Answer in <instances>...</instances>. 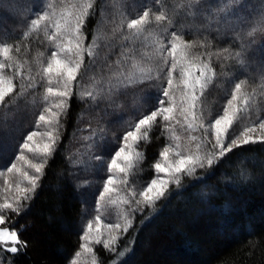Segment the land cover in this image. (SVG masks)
<instances>
[{
    "label": "snow or ice",
    "instance_id": "1",
    "mask_svg": "<svg viewBox=\"0 0 264 264\" xmlns=\"http://www.w3.org/2000/svg\"><path fill=\"white\" fill-rule=\"evenodd\" d=\"M155 5L158 10L149 4L142 14L129 18L127 8L135 6L128 0H104L89 39L84 29L88 18L97 15V0H57L55 4L45 0L43 10L32 13L21 37L27 41L33 34L39 38L42 33L51 49L46 59L44 52L33 58L35 70L27 58L21 61L14 54L22 47L27 49L28 44L9 43L6 30L0 31L3 128L7 127L10 107L24 100L29 91L44 89L35 129L18 144L12 163L0 167V250L17 254L27 246L18 230L7 226L8 213L19 215L35 195L61 141V119L66 118L73 96L88 107H98L102 101L115 106L122 95L136 98L149 89L157 93L156 107L127 125L110 159L93 157L98 169L106 163V178L96 200V214L82 225L81 243L70 264H79L83 255H90V264H102L95 251L100 245L114 254L110 264H118L129 250L127 246L118 250L119 241L133 227L136 212L145 208L155 211L157 203L171 195L173 185L182 187L185 176L199 179L198 169H212L235 150L264 143V115L257 103V88L249 91V76L234 83L230 98L219 105V111L204 103L219 77H235V70L225 62L234 61L239 70L249 71L245 51L255 42L242 43L235 52L227 47L213 50L208 33H232L239 40L264 34V3L251 15L236 11L241 0L218 4L208 0H155ZM177 17L187 22L172 30ZM241 24L247 25L246 31L238 30ZM185 34L193 39L186 40ZM213 58L220 62L219 73ZM144 85L147 87H141ZM258 87L264 89V66ZM25 102L33 108L36 105L35 100ZM84 115L82 112L80 118ZM177 125L186 135L177 133ZM157 126L167 143L151 165L154 176L137 187L132 177L145 158L140 145L150 142ZM87 129L91 134L83 139L91 142L88 148L105 139L104 128L91 129L89 125ZM87 184L85 181L82 186ZM106 208L110 210L107 215ZM112 217L115 222H111Z\"/></svg>",
    "mask_w": 264,
    "mask_h": 264
},
{
    "label": "trees",
    "instance_id": "2",
    "mask_svg": "<svg viewBox=\"0 0 264 264\" xmlns=\"http://www.w3.org/2000/svg\"><path fill=\"white\" fill-rule=\"evenodd\" d=\"M44 2L0 0V31L6 30L9 43L28 44L27 49L22 47L19 54H14L21 61L27 58L33 70L36 67L33 58L44 52L46 59L51 49L42 33L39 38L33 34L27 41L21 37L33 18L32 13L42 11ZM51 2L55 4L57 0ZM165 2L169 3V0ZM208 2L218 4L227 0ZM103 3L104 0H97V15L87 20L84 31L89 39ZM262 3L264 0H241L236 11L251 15ZM128 4L135 6L127 8L129 18L142 14L149 4L154 11L158 10L155 0H128ZM186 22L177 17L176 28L172 30ZM238 30L246 31L247 25H239ZM208 35L213 41V50L227 47L235 52L240 50L242 43L255 42L248 44L245 51L249 71L239 70L234 61L225 62L235 70V77L229 80L219 77L207 92L205 105L214 112L219 111V105L230 98L234 83L247 75L249 91L257 88V103L264 115V89L258 87L259 72L264 63V34L258 32L255 37H245L244 40L236 39L232 33L218 36L212 31ZM185 39L191 40L193 36L185 34ZM213 65L219 73L220 62L213 58ZM43 92V87L29 91L24 100L10 107L6 128H3L4 110L0 109V167L12 163L18 144L35 129V120L43 108ZM156 98L155 89H149L136 98L130 94L122 95L115 106L102 101L98 107H88L73 96L66 118L61 119V141L44 169L35 195L19 215L8 213L7 226L17 229L27 246L17 254L0 250V264L69 263L79 249L82 225L93 217L95 199L106 176V163L99 168V175L94 172L98 169V162L93 157L109 159L119 147L127 125L156 107ZM26 100H35V107L26 104ZM82 112L85 113L83 119L80 118ZM89 125L91 129H105V139L97 141L92 148L86 146L91 142L83 139L91 134L87 129ZM43 130L41 127L40 131ZM166 143L159 126L151 132L149 143H141L145 158L132 177L136 185L154 176L151 165ZM82 146L88 148V154L94 152L89 156V167H77L74 163ZM90 163L94 165L90 166ZM196 176L199 179L185 176L179 189L173 185L171 195L158 202L155 211L145 208L134 214V225L118 246V250L125 246L129 250L118 264H264V143L237 149L214 168L198 169ZM85 181L88 184L82 186ZM95 251L102 264H110L114 258V254L106 252L102 245Z\"/></svg>",
    "mask_w": 264,
    "mask_h": 264
},
{
    "label": "rangeland",
    "instance_id": "3",
    "mask_svg": "<svg viewBox=\"0 0 264 264\" xmlns=\"http://www.w3.org/2000/svg\"><path fill=\"white\" fill-rule=\"evenodd\" d=\"M255 65H257V64H255ZM258 66H260V64H258ZM261 66H264V63H262L261 64ZM177 133L178 134H182V135H186V133H183L182 132V130L180 129V127H179V125H177ZM36 140H37V142H40V138L39 137H37V138H35ZM80 150H82V151H80ZM89 153V151H88V148L86 147V146H82V147H80L79 148V151L77 152V156H75V159H74V163H75V165L78 167V166H81V165H84V166H86V167H89L88 166V162H89V156L90 155H93L94 154V152L92 151L91 152V154H88ZM114 154V153H113ZM27 155H29V157L30 158H33V157H31V154H27ZM110 159V158H109ZM17 164L18 165H23V161H17ZM94 165V163H90V166H93ZM29 171H31L30 169H28ZM86 171V170H85ZM95 173H98V175H99V173H100V170L99 169H97V170H95L94 171ZM106 178V176L104 177V179ZM136 182V181H135ZM137 183V182H136ZM137 187H139L140 185H136ZM0 187H3V181H2V178H0ZM102 185H101V190H102ZM100 190V191H101ZM99 196V193H98V195H97V197ZM97 197H96V199H95V205H96V200H97ZM95 205H94V211H93V217L95 216ZM109 209H105V214L107 215L108 213H109ZM111 222H115V217H112L111 218ZM97 247V246H96ZM74 258V256L72 257V259ZM71 259V260H72ZM71 260L69 261V263L68 264H70V262H71ZM90 261H91V257H90V255H83V256H81L80 258H79V264H90Z\"/></svg>",
    "mask_w": 264,
    "mask_h": 264
}]
</instances>
